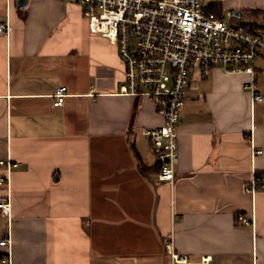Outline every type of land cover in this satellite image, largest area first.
Segmentation results:
<instances>
[{"label":"crops","instance_id":"crops-1","mask_svg":"<svg viewBox=\"0 0 264 264\" xmlns=\"http://www.w3.org/2000/svg\"><path fill=\"white\" fill-rule=\"evenodd\" d=\"M18 1L0 0L9 24L0 35V161L17 164L0 165V198L11 205L0 212V242L9 240L0 264H172L170 238L193 262L264 264V189L245 191L264 174V100L244 89L254 80L264 99V53L252 76L191 73L170 186L143 135L163 118L152 101L119 92L118 47L89 32L77 4ZM203 7L246 26V11L264 14V0ZM60 87L67 97L55 107Z\"/></svg>","mask_w":264,"mask_h":264},{"label":"built area","instance_id":"built-area-1","mask_svg":"<svg viewBox=\"0 0 264 264\" xmlns=\"http://www.w3.org/2000/svg\"><path fill=\"white\" fill-rule=\"evenodd\" d=\"M77 4L88 20V29L113 42L124 63V82L120 93L152 101L163 124L146 129L160 166L158 179L174 184L179 163L177 126L185 105L191 73L208 76L220 68L226 73L254 74V66L264 53V30L244 24H232L225 17L207 12L202 0H68ZM8 22L0 21V35H8ZM244 89L251 98L263 102L254 80ZM67 87L54 94L55 107L63 106ZM262 154V151H258ZM16 168L17 164L1 160ZM264 189V174L254 173L245 191L254 195ZM0 212L9 216L11 205L0 198ZM244 226L253 220L243 214L236 216ZM9 240H3L4 246ZM173 264H211V257L198 262L175 252L173 238L167 240ZM10 263L3 259V263Z\"/></svg>","mask_w":264,"mask_h":264},{"label":"rangeland","instance_id":"rangeland-1","mask_svg":"<svg viewBox=\"0 0 264 264\" xmlns=\"http://www.w3.org/2000/svg\"><path fill=\"white\" fill-rule=\"evenodd\" d=\"M211 0H203L202 3L205 6L210 5ZM226 17L228 18V21L232 24H241V22H239V19L237 18H231L230 14L231 12H225ZM248 13V14H247ZM86 19V18H85ZM244 22L249 23V26H252L253 23H264V14H260V13H254L252 11H246L245 12V16L243 19ZM87 25H88V20L86 19ZM239 22V23H238ZM254 27V26H253Z\"/></svg>","mask_w":264,"mask_h":264},{"label":"water","instance_id":"water-1","mask_svg":"<svg viewBox=\"0 0 264 264\" xmlns=\"http://www.w3.org/2000/svg\"><path fill=\"white\" fill-rule=\"evenodd\" d=\"M27 5H28V0H19L18 1V8H20V9L27 7ZM235 15L239 16V14H232V16H235Z\"/></svg>","mask_w":264,"mask_h":264},{"label":"bare ground","instance_id":"bare-ground-1","mask_svg":"<svg viewBox=\"0 0 264 264\" xmlns=\"http://www.w3.org/2000/svg\"><path fill=\"white\" fill-rule=\"evenodd\" d=\"M124 78H125V74H124ZM91 87H93V86H91ZM68 90V89H67ZM187 94V93H186ZM156 106V105H155ZM185 106V105H184ZM184 108V107H183ZM157 109V108H156ZM182 111H183V109H182ZM182 111H181V114H182ZM158 112V111H157ZM181 117V116H180ZM163 118V117H162ZM180 120V119H179ZM179 124V123H178ZM177 134H178V126H177ZM160 181V180H159ZM250 194V193H249ZM167 242V241H166ZM166 244V243H165ZM166 247V246H165ZM173 264V263H172Z\"/></svg>","mask_w":264,"mask_h":264},{"label":"trees","instance_id":"trees-1","mask_svg":"<svg viewBox=\"0 0 264 264\" xmlns=\"http://www.w3.org/2000/svg\"><path fill=\"white\" fill-rule=\"evenodd\" d=\"M208 11H209V9H208ZM210 12H211V10H210ZM215 14L217 15V16H219V17H222V16H220V15H218L216 12H215ZM143 169V168H142ZM160 172V166L158 165V173Z\"/></svg>","mask_w":264,"mask_h":264}]
</instances>
